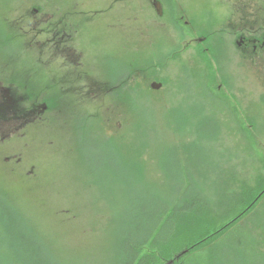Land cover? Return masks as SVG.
<instances>
[{"label":"rangeland","instance_id":"1","mask_svg":"<svg viewBox=\"0 0 264 264\" xmlns=\"http://www.w3.org/2000/svg\"><path fill=\"white\" fill-rule=\"evenodd\" d=\"M27 1L39 0H0V15L22 10ZM164 1L162 17L148 0L113 5L108 21L120 24L123 47L110 36L114 25L93 36L86 51L88 70L100 62L111 80L131 79L139 65V78L126 84L124 95L62 99L0 144V264H43L45 248L50 264H118L125 245L134 248L147 237L155 211L170 210L177 200L176 209L191 219L206 212L203 228L228 223L212 246L184 257L185 264H264V67L254 63L264 55L244 61L225 32L229 23L243 27L244 12L251 13V28H264V0ZM91 4L97 11L104 3ZM228 60L235 88L221 78ZM150 81L161 84L154 88ZM217 84L226 96L208 98ZM7 150L35 172L21 175L15 161L4 160ZM253 194L257 201L238 218ZM7 218L19 224L13 235ZM27 241L40 247L30 258Z\"/></svg>","mask_w":264,"mask_h":264},{"label":"flooded vegetation","instance_id":"2","mask_svg":"<svg viewBox=\"0 0 264 264\" xmlns=\"http://www.w3.org/2000/svg\"><path fill=\"white\" fill-rule=\"evenodd\" d=\"M89 1L92 5L91 1L95 0H88V2L68 0L67 5L63 4V0H39L31 4H28L27 1V5L21 8L22 10H6L4 16L0 15V56L3 55L0 57V144H7L9 138L17 134L16 132L39 121L44 112L52 106L55 107L58 101L62 99H105L111 94L124 95L126 84L132 79L139 78L140 72L136 70L139 65H135L131 79L116 77L115 80H111L99 68L98 58L99 63L96 64V70H88L85 55L87 56L86 51L92 47L93 36H99L98 34L105 28L112 29L114 27L115 24L108 21V13L111 10H107L123 0H99L104 4L97 11L93 9L96 6L91 7L89 5ZM148 3L154 6L156 15L162 17L165 1L148 0ZM88 10L90 12L94 10L95 15L88 16ZM98 12L104 14L96 15ZM208 13L210 14V11L206 12L200 20L206 19ZM250 14L244 12V16L240 17L243 20V27L234 28V25L229 23V27L232 28H227L225 32L232 43L236 45L240 54L245 56L244 61L251 62L248 57H251L252 54L264 55V28H251ZM181 15L184 16L185 13L181 12ZM173 18L176 20L174 16ZM99 20H103V23H100L99 26L95 25L96 21ZM184 22L185 24L188 23L187 20ZM118 26L115 25L116 33L110 36L116 37L113 40L115 45L123 47L122 31ZM187 31L194 33L191 27ZM199 31H201L200 27ZM204 36L197 37L196 40L202 43L206 39ZM193 38L194 36L191 41ZM220 43L221 39L216 41V45ZM218 46L224 48L225 45L220 44ZM115 48L119 49L118 47ZM102 49L108 50L107 47ZM257 62L264 67V59L254 61V63ZM227 63V66H222L223 70L220 69V72L223 73L221 78L229 80L231 87L235 88L234 83L230 80L232 70L229 68L232 67V61L228 60ZM236 65L237 61L233 67L235 68ZM92 85L96 86L93 91L90 88ZM220 87V84H217V92H212V95L207 93L208 98H217L224 94L225 92L220 93ZM133 92L134 90L131 94ZM226 94L224 95L226 96ZM228 95L233 100L236 96L230 93ZM245 96L252 99V92H247ZM234 103L239 105L241 101ZM252 104L253 101L248 100L249 116H251ZM93 116L96 119L99 117L95 114ZM81 121L82 119L77 117L75 121L77 130H79ZM23 138L21 137L19 140L27 145L28 141L23 140ZM3 155L5 154L2 153ZM4 160L6 162L15 161L14 169L22 170L21 175L29 176L35 172L32 164L27 167L26 162H24L25 159L18 157V154L11 150L6 151ZM14 172L16 173V171Z\"/></svg>","mask_w":264,"mask_h":264},{"label":"trees","instance_id":"3","mask_svg":"<svg viewBox=\"0 0 264 264\" xmlns=\"http://www.w3.org/2000/svg\"><path fill=\"white\" fill-rule=\"evenodd\" d=\"M256 201V195L253 194L248 207L239 212L238 218L253 206ZM176 203V205H178L180 203L179 200H177ZM176 205L172 204L170 210L169 207H166L155 211L158 220L156 219L149 234L147 233V237L142 238L139 244H137V241L135 242L136 244L132 243L136 245L134 248H127V245H125L123 249L124 257L118 264H185L184 257L193 253L199 247L203 248L207 242V244L213 245L212 241H215L214 238L220 231L225 230L228 226L227 223L226 225L222 224L216 227L217 223L211 221L208 226L203 228L202 223L208 224L205 217L206 212L202 211V214L204 215L201 214V216H199V213L197 212L194 215L196 216L195 219H191L190 217L192 215L190 213L186 214L185 210L176 209ZM168 206H170V204ZM7 219L10 226L5 222L4 223L13 235V230L15 231V229L19 227V224L17 226V224L11 221L10 218ZM168 223H170L169 226L171 227L167 230L165 227H167ZM163 233H166V236L165 234L163 235ZM162 235L164 237H162ZM17 237L22 239V241L24 240L21 234H19V236L17 235ZM25 243H27L28 248H26L25 251L23 249V251L27 258L35 256V253L33 254V252L40 247L35 243L34 245L36 247L34 248V246L28 241L22 244ZM212 249H214V247ZM42 252L44 255L43 259L45 258L44 262L50 264L49 261L51 258L47 256L49 252L47 253L46 248ZM181 252L184 253L180 254ZM44 262L43 264H45ZM33 264H35V262ZM36 264L42 263L41 261H37ZM51 264L56 263L51 261Z\"/></svg>","mask_w":264,"mask_h":264},{"label":"water","instance_id":"4","mask_svg":"<svg viewBox=\"0 0 264 264\" xmlns=\"http://www.w3.org/2000/svg\"><path fill=\"white\" fill-rule=\"evenodd\" d=\"M159 85H160V84H159V83H156V82H153V83H152V86L155 87V88H158Z\"/></svg>","mask_w":264,"mask_h":264},{"label":"bare ground","instance_id":"5","mask_svg":"<svg viewBox=\"0 0 264 264\" xmlns=\"http://www.w3.org/2000/svg\"><path fill=\"white\" fill-rule=\"evenodd\" d=\"M169 261H171V260H169ZM169 261H168V263H169Z\"/></svg>","mask_w":264,"mask_h":264}]
</instances>
